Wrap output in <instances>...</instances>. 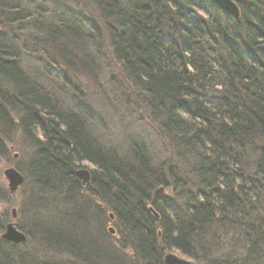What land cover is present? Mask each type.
<instances>
[{"label":"trees","instance_id":"1","mask_svg":"<svg viewBox=\"0 0 264 264\" xmlns=\"http://www.w3.org/2000/svg\"><path fill=\"white\" fill-rule=\"evenodd\" d=\"M234 1L0 0V158L21 134L27 189L0 264H264V0Z\"/></svg>","mask_w":264,"mask_h":264},{"label":"rangeland","instance_id":"2","mask_svg":"<svg viewBox=\"0 0 264 264\" xmlns=\"http://www.w3.org/2000/svg\"><path fill=\"white\" fill-rule=\"evenodd\" d=\"M48 2H49V0H48ZM83 4H84L83 7L87 11V13L91 14L94 17V20L97 21V14L95 13V10L92 8V6L87 2V0H84ZM112 67L114 69H116V71H117L118 68L116 65L112 64ZM74 80H75V83H79L80 85L83 86L82 91L85 93V95L87 97L90 95L92 96V94H96L95 98L97 99L96 100L97 105H95V106L99 110H102L104 113H106V111L102 108V107H104L105 102L102 101L103 91H102L101 87L96 86V85L93 86L91 84V82L87 78H84V77H80V78H77ZM88 83H90L92 86H88L87 85ZM107 87H109V86L107 85ZM97 93H98V96H100L99 98L97 97ZM107 118L108 119L111 118L113 124L117 123L118 117H116L115 114H112V113L108 114ZM117 125H118V123H117ZM119 127H120V124H119ZM116 129H117V127H116ZM153 136L155 137V135H153ZM24 144H25V141H24L23 137L21 136V134H17V136L15 138V143L13 145H11L9 148L10 155L6 159L0 158V223H1V225L3 224L2 232L5 231V226L8 223H10V222L15 223V222L19 221V219L21 220V217H25V212H23V209L21 208L22 207L21 203L23 201V197L25 196L23 194L26 193L27 189L26 188L23 189V185H22L14 193L10 192L8 180L5 178V175H4V170L7 168L13 167L15 169H18V168L20 169V167H22L21 165L24 161V154L26 155V152L23 153V151H22V145H24ZM18 146H19V148H17ZM84 164L87 167H90L89 163H84ZM84 168L88 169L84 166H81L78 169H84ZM13 209L15 210V218L13 217ZM108 215L111 216L112 218L107 224V229L109 230L111 235H113V234H115L114 219H113L112 213H109ZM30 240L32 241V238ZM31 243H32L31 245H35L34 242H31ZM168 252L174 253L181 258L188 259V260L192 261L194 264H198V263L194 262L193 260H191L190 258L183 256L179 252H176L173 250H170Z\"/></svg>","mask_w":264,"mask_h":264},{"label":"water","instance_id":"3","mask_svg":"<svg viewBox=\"0 0 264 264\" xmlns=\"http://www.w3.org/2000/svg\"><path fill=\"white\" fill-rule=\"evenodd\" d=\"M219 6H221L225 11L239 16L240 10L235 4L234 0H214ZM78 175L80 176L83 184H86L90 180V172L88 169H79ZM5 178L8 180L9 190L14 193L17 189L23 184L24 177L23 175L13 167L7 168L4 171ZM13 217L15 218V210L13 209ZM4 239L14 242L22 243L25 242L27 237L26 235L17 229L13 222H10L6 225V230L2 236ZM164 264H194L192 261L180 258L174 253L166 254L164 258Z\"/></svg>","mask_w":264,"mask_h":264},{"label":"bare ground","instance_id":"4","mask_svg":"<svg viewBox=\"0 0 264 264\" xmlns=\"http://www.w3.org/2000/svg\"><path fill=\"white\" fill-rule=\"evenodd\" d=\"M234 2H235V1H234ZM235 4L238 6V4H237L236 2H235ZM238 8H239V6H238ZM239 10H240V8H239ZM230 14L233 15L235 18H240L241 11H240L239 16H235V15L232 14V13H230ZM23 165H25V162L22 163V165H21L22 167H20L21 172H20V171H19V172L23 175V177H24V182H25L26 174H25V172H24V166H23ZM4 171H5V170H4ZM24 182H23V184H24ZM23 184H22V185H23ZM22 185H21V186H22ZM150 209L153 210L152 207H150ZM5 230H6V226H5ZM4 232H5V231H4ZM4 232L1 233V237L3 236V233H4ZM2 238H3V237H2ZM3 239H4V238H3ZM4 240H6V239H4ZM6 241H8V240H6ZM8 242H10V241H8ZM11 243H14V242H11ZM22 243H23V242H22ZM14 244H21V243H14ZM168 253H171V252H168ZM168 253L166 252L163 258H165L166 254H168ZM175 255H176V254H175ZM177 256H178V255H177ZM180 258H181V257H180ZM183 259H184V258H183ZM186 260H188V259H186ZM189 261H190V260H189Z\"/></svg>","mask_w":264,"mask_h":264}]
</instances>
